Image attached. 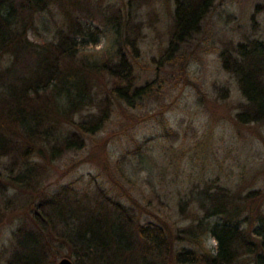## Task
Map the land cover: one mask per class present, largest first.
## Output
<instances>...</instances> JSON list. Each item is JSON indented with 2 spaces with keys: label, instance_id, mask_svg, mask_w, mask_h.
<instances>
[{
  "label": "trees",
  "instance_id": "16d2710c",
  "mask_svg": "<svg viewBox=\"0 0 264 264\" xmlns=\"http://www.w3.org/2000/svg\"><path fill=\"white\" fill-rule=\"evenodd\" d=\"M63 1L0 0V226L20 203L25 207L16 218L27 221L12 233L4 264H55L63 257L72 264H264V191L235 194L206 183L187 197V217L152 224L141 220L146 208L129 197L126 204L117 192L79 196L72 187L52 193L41 185L49 176L44 162L84 148L86 137L105 129L113 101L135 107L152 90L148 82L135 84L124 51L138 48L141 24L132 11L123 16L68 0L76 11L67 12ZM213 2L174 0L171 36L153 59L158 66L172 62L178 46L199 32ZM54 3L64 16L53 38L31 40L28 33L38 32L34 17ZM100 34L106 59L85 50L99 44ZM220 56L245 100L234 120L263 122L264 42H241ZM185 205L179 203L180 211Z\"/></svg>",
  "mask_w": 264,
  "mask_h": 264
},
{
  "label": "rangeland",
  "instance_id": "374dc122",
  "mask_svg": "<svg viewBox=\"0 0 264 264\" xmlns=\"http://www.w3.org/2000/svg\"><path fill=\"white\" fill-rule=\"evenodd\" d=\"M85 1L97 11L119 10L123 16L130 9L133 19L140 21L136 52L129 46L124 51L135 84L148 82L152 90L135 107L113 101L105 129L86 137L84 148L44 162L49 176L41 185L47 184L46 191L55 193L68 186L79 196L87 191L90 197L100 188L111 197L117 192L126 204L129 197L146 208L141 220L152 224L159 223L158 217L171 223L187 217L192 202L187 197L197 196L206 183L235 194L264 191V121L236 123L234 115L245 100L220 56L241 42H264V0H214L199 32L178 46L172 62L160 66L153 59L161 55L171 36L174 0H131L130 5V0ZM63 6L67 12L76 11L68 0ZM64 10L54 3L37 13L38 32L30 31L28 37L38 43L52 39ZM99 40L85 50L106 59L107 39L100 34ZM105 79L101 77L102 84ZM9 196L15 201L13 194ZM183 201L186 205L180 211ZM24 207L17 204L8 211V220L7 214L1 217L0 264L15 228L27 222L24 216L20 223L16 218ZM204 242L215 246L211 237Z\"/></svg>",
  "mask_w": 264,
  "mask_h": 264
},
{
  "label": "water",
  "instance_id": "95a60500",
  "mask_svg": "<svg viewBox=\"0 0 264 264\" xmlns=\"http://www.w3.org/2000/svg\"><path fill=\"white\" fill-rule=\"evenodd\" d=\"M57 264H72V261L67 257H63L58 261Z\"/></svg>",
  "mask_w": 264,
  "mask_h": 264
}]
</instances>
